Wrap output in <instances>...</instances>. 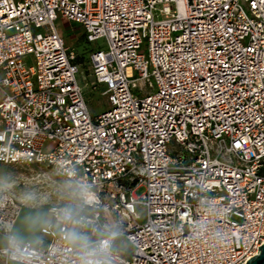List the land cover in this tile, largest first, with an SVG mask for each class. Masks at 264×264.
Instances as JSON below:
<instances>
[{"label": "built area", "instance_id": "obj_1", "mask_svg": "<svg viewBox=\"0 0 264 264\" xmlns=\"http://www.w3.org/2000/svg\"><path fill=\"white\" fill-rule=\"evenodd\" d=\"M60 18L88 42L105 39L90 54L91 85L109 101L98 114ZM0 90V163L45 165L81 195L51 205L31 241L12 232L24 203L1 192L2 264H248L258 254L264 0H0Z\"/></svg>", "mask_w": 264, "mask_h": 264}, {"label": "rangeland", "instance_id": "obj_2", "mask_svg": "<svg viewBox=\"0 0 264 264\" xmlns=\"http://www.w3.org/2000/svg\"><path fill=\"white\" fill-rule=\"evenodd\" d=\"M57 27L66 43L73 47L77 53V63L80 65L78 79L83 87L88 108L92 114H98L109 108V101L103 94L104 85L97 89L93 88L91 82L94 76L91 72V51L92 49L106 48L104 38L93 42H88L83 35L82 28L75 24L69 23L64 18L57 20ZM3 93L0 90V99ZM8 191L14 194L24 204L37 210L43 211L44 218L49 222L51 216L49 207L54 204H70L78 202L81 199L80 192L76 190L69 181L63 176L57 174L45 165L39 164H5L0 163V193ZM145 191V186L140 185L134 190L136 196H141ZM76 212L81 213L80 209ZM136 211L140 214L139 220L146 217V208L142 205L136 206ZM38 218L32 219L31 228L36 227ZM114 229H123L127 225L128 218L122 213H112L109 219ZM120 221V222H118ZM117 225V226H115ZM118 227V228H117ZM83 239L78 243H82ZM115 247L125 251L123 255L130 258L129 252L131 246L119 236L116 240Z\"/></svg>", "mask_w": 264, "mask_h": 264}, {"label": "crops", "instance_id": "obj_3", "mask_svg": "<svg viewBox=\"0 0 264 264\" xmlns=\"http://www.w3.org/2000/svg\"><path fill=\"white\" fill-rule=\"evenodd\" d=\"M43 211L29 207L24 204L20 215L17 218L16 223L12 229L15 236L23 240L36 241L39 238L40 229L43 225L47 223L46 218H44ZM38 218L37 225L31 228L30 222L32 219ZM6 243V235L0 232V247L4 246ZM0 264H2L0 262ZM9 264H23L16 261H11Z\"/></svg>", "mask_w": 264, "mask_h": 264}, {"label": "water", "instance_id": "obj_4", "mask_svg": "<svg viewBox=\"0 0 264 264\" xmlns=\"http://www.w3.org/2000/svg\"><path fill=\"white\" fill-rule=\"evenodd\" d=\"M258 254L251 256L246 263L248 264H264V242L258 246Z\"/></svg>", "mask_w": 264, "mask_h": 264}, {"label": "trees", "instance_id": "obj_5", "mask_svg": "<svg viewBox=\"0 0 264 264\" xmlns=\"http://www.w3.org/2000/svg\"><path fill=\"white\" fill-rule=\"evenodd\" d=\"M83 35H84V33H83ZM76 62H77V57H76Z\"/></svg>", "mask_w": 264, "mask_h": 264}]
</instances>
